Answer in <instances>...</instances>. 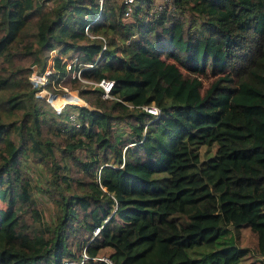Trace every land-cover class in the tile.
Wrapping results in <instances>:
<instances>
[{"label":"trees","instance_id":"trees-1","mask_svg":"<svg viewBox=\"0 0 264 264\" xmlns=\"http://www.w3.org/2000/svg\"><path fill=\"white\" fill-rule=\"evenodd\" d=\"M152 3L136 0L126 18L120 0H0V264H61L80 254L69 237L114 264H255L243 261L242 227L264 256V0ZM23 55L39 73L48 65L46 85L79 83L88 104L54 110ZM78 70L113 80L111 97ZM62 131L71 139L57 152ZM196 145L215 150L201 160ZM28 157L46 168L53 222Z\"/></svg>","mask_w":264,"mask_h":264},{"label":"rangeland","instance_id":"rangeland-1","mask_svg":"<svg viewBox=\"0 0 264 264\" xmlns=\"http://www.w3.org/2000/svg\"><path fill=\"white\" fill-rule=\"evenodd\" d=\"M169 3H170V0H153L150 12L159 11V10L163 9L165 6H168ZM51 5H52V3L48 2L45 6H51ZM126 18H128V16ZM55 52H56V50H55ZM47 54H49V51H44V55H47ZM18 63L23 64L25 66V68H26L25 72H27L28 80L30 81L31 86L34 88H37L39 83L32 77V73L34 72V73L38 74V71H39L38 70L39 69L38 64L35 62H31L29 57H27L25 55H23L21 57V59L19 61H17V64ZM46 68H48L50 70L48 65L45 66L44 70ZM76 78H77V80H79L81 82L83 87H92V85H93L91 82H87V81H92V80L82 78L81 76H76ZM201 79L203 81V86L206 87L211 82V80L213 79V76L208 71H205V74H203L201 76ZM78 86H79V83H77L75 81H72V80H64V81L58 80V81H56L54 78V79H51L50 83H48L47 85L45 84L44 88H42V86H40L39 90L36 89L35 95L38 96L39 98H44V99H46V101H49V103L51 104L53 109L56 111L61 110V109L58 110V108L61 106L59 103L61 101L66 102L65 103L66 105H68V104L83 105L84 103L88 104L83 98H81L79 96L78 89H77ZM60 98H62V99H60ZM103 98H110V97L108 96V97H103ZM56 99H57L58 103L56 102ZM68 110L69 111L72 110L75 112L74 108H69ZM67 115H68V113H67ZM60 136H61L60 138H57V137L54 138L57 152H60V150L62 149V146H64L66 144L67 138L69 140L71 139V136L68 132L62 131L60 133ZM86 147L87 146H82L81 148H79L75 151V153L78 155V157L81 160H88L90 155L93 154V151L87 149ZM195 147L199 150L201 160L205 159L209 155H212L214 150H215V145H212L210 147H207L205 145H196ZM27 161L31 162V166L33 169V171H31L30 169L28 171L32 175V179H33L32 194L35 197V199L37 200V206L42 210V215H43L44 220H47L48 222H53V220L57 216L56 215L57 214L56 204H55V202L52 201V199L49 197V195H46V193H44L43 191L40 190V186L45 185L46 182H43V177L39 176V170L44 175L46 173V168L41 167L38 170V168H36V166L34 165V163L30 157H28ZM240 216H241V212L239 210H230L228 218H231L232 220L233 219L238 220L240 218ZM93 235H94V233H93ZM74 240L75 239H73V237H72V240L69 237L67 242H69V247L71 248V250L76 251L78 254L79 252L83 251L84 245L81 246L80 249H77V246L75 245ZM254 243H255V236L251 233V231H249L248 227H242L240 237H239V245L248 250V253L244 257L243 261L245 263H247L249 261H253L255 264H264V256L259 255L254 250V248H253ZM98 255H100V256H102V255L106 256L107 255L108 256V254L106 252H100ZM92 262H97V260L96 261L91 260L90 262H88V264H91Z\"/></svg>","mask_w":264,"mask_h":264},{"label":"built area","instance_id":"built-area-1","mask_svg":"<svg viewBox=\"0 0 264 264\" xmlns=\"http://www.w3.org/2000/svg\"><path fill=\"white\" fill-rule=\"evenodd\" d=\"M103 1L104 0H98L100 6L103 3ZM120 1L124 5V11H123L124 16H128L129 13L131 12V9H132L134 3L136 2V0H120ZM85 31L88 32V25L85 26ZM89 36H91V37H100L102 39V41H103L102 49L105 48V38L103 36H101V35H97V36L89 35ZM54 53H55V50H52L51 54H54ZM99 56L100 55H98L97 58ZM67 66H69V63L67 64ZM86 66L87 67H91V66H93V64L90 63V64H87ZM79 72L80 71L78 70L77 71V75L78 76H79ZM49 73H50V70L48 68H46L43 72H41V73L38 72V74L33 72L32 73V77L39 83V85L42 86V88H44V85L46 84V82L48 80ZM87 82H91L93 85L100 86L103 89V92H102V96L103 97H108V96L111 97L110 89H111V87L113 85V80H111V79H101L98 82H96V81H87ZM65 103L66 102H63L60 107L62 108ZM60 107L58 108V110L61 109ZM145 109H147V108H145ZM151 112H153L157 116L159 114L158 107H156V111H151ZM69 119L73 123L75 128L80 127V122H79V119L76 116V112H74V111L69 112ZM98 230H99V227H96L94 229L93 233L96 234ZM91 260L104 261L106 264H114L113 261L111 260V258L109 256H107V255L106 256H104V255H102V256H100V255L90 256L87 253L85 247L83 248V251L80 252L78 257H66V258H63L62 261H61V264H88V262L91 261Z\"/></svg>","mask_w":264,"mask_h":264},{"label":"bare ground","instance_id":"bare-ground-1","mask_svg":"<svg viewBox=\"0 0 264 264\" xmlns=\"http://www.w3.org/2000/svg\"><path fill=\"white\" fill-rule=\"evenodd\" d=\"M69 96V95H68ZM67 97V96H66ZM72 98V97H71ZM58 99V98H57ZM57 99H56V102L58 103V101H57ZM60 99H62V98H60ZM62 102L63 101H61V102H59L60 103V105L62 104ZM83 105H86L85 103L83 104ZM145 108H147V109H149V110H151V111H156V106H147V107H145Z\"/></svg>","mask_w":264,"mask_h":264}]
</instances>
